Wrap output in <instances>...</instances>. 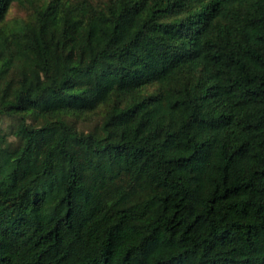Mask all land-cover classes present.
Here are the masks:
<instances>
[{
    "label": "trees",
    "instance_id": "1",
    "mask_svg": "<svg viewBox=\"0 0 264 264\" xmlns=\"http://www.w3.org/2000/svg\"><path fill=\"white\" fill-rule=\"evenodd\" d=\"M12 2L0 264H264V0Z\"/></svg>",
    "mask_w": 264,
    "mask_h": 264
},
{
    "label": "rangeland",
    "instance_id": "2",
    "mask_svg": "<svg viewBox=\"0 0 264 264\" xmlns=\"http://www.w3.org/2000/svg\"><path fill=\"white\" fill-rule=\"evenodd\" d=\"M32 0H25L24 4L18 2H12L9 9L6 12L3 22L8 25H14L17 21L28 20L32 13V6L30 5ZM39 3H44L47 0H36ZM94 3L102 5L106 0H93ZM71 119L79 129L89 130L100 120V110L94 111L89 114H83L80 116H70ZM15 119L8 117H0V134L4 136L5 140L9 143L16 141L15 136L12 134V125L15 123Z\"/></svg>",
    "mask_w": 264,
    "mask_h": 264
}]
</instances>
